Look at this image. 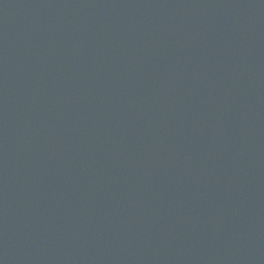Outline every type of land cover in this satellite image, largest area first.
Segmentation results:
<instances>
[{"label": "water", "instance_id": "1", "mask_svg": "<svg viewBox=\"0 0 264 264\" xmlns=\"http://www.w3.org/2000/svg\"><path fill=\"white\" fill-rule=\"evenodd\" d=\"M0 264H264V0H0Z\"/></svg>", "mask_w": 264, "mask_h": 264}]
</instances>
